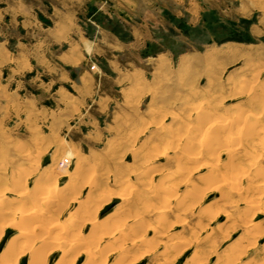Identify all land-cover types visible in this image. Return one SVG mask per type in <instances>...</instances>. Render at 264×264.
Returning a JSON list of instances; mask_svg holds the SVG:
<instances>
[{
	"label": "rangeland",
	"instance_id": "1",
	"mask_svg": "<svg viewBox=\"0 0 264 264\" xmlns=\"http://www.w3.org/2000/svg\"><path fill=\"white\" fill-rule=\"evenodd\" d=\"M137 1V6H145L143 0ZM198 1L199 6L189 0H158V6L166 7L161 24L152 23L151 36L134 44L136 37L132 35L131 24L137 21L116 15L117 4H127L125 0H0V164L4 163L7 169H0V195L5 192V205L15 197L9 176L16 171L20 173L21 168L29 171L33 162L23 158L28 151L32 157L35 154L31 160L40 162L37 174L32 173L35 175L25 182L28 188L37 182L38 176L49 174L55 175L58 189L68 188L76 172V162L83 161L82 166L95 168L97 162L104 167L98 171L103 177L100 188L104 185L103 190L106 187L110 191L98 210L96 207L97 220L108 227L117 225L129 219V205L120 206L115 196L121 188L112 182L120 172L126 174L130 168L140 167L137 165L141 164L140 157L134 151L157 138L153 135L156 127L151 110L172 112L178 108L173 104L180 97L199 101L193 95L221 101L223 105L218 112L222 114L230 111L241 114L246 100H254L256 95L254 101L264 106L261 103L264 101V85H261L264 84V0ZM110 14L114 15L112 19ZM106 26L122 32L116 34L105 29ZM119 41L125 45L121 46ZM258 103L252 110L261 106ZM261 122L260 134L251 143L234 149V156L232 152L222 154L220 162L213 164L214 171L226 170L231 165V156L235 162L247 165L249 152H261L264 117ZM117 140L124 143L121 145ZM257 161L264 166V159ZM201 162L186 164L191 169L192 184L197 191L201 190L197 210L171 209L166 221L170 222L166 224L170 230L167 236L156 226L155 214L150 210L156 199L148 202L144 215L149 226L146 240L133 243L135 235L127 229V234L119 236L120 245L113 242L120 247L118 251L129 255L125 256L126 264H185L198 248L197 244L209 251L204 248L206 253H202L205 264H224L229 251L242 252L238 264H264V210L250 211L254 225L248 231L253 235L247 239L249 243H242L244 246L240 243L242 239H237L245 230L238 217L223 218L225 211H231L248 194L251 180L239 178L238 187L243 190L239 198L235 185L224 187L211 181L209 161ZM78 180V186H84L74 195L80 201L90 198L88 178ZM204 208L210 213L202 215ZM6 231L0 256L11 236L17 234V229ZM88 232L85 236L91 238ZM193 233L200 235V241H193L188 251L178 254L169 249L172 239L190 240ZM104 248L94 250L93 254L99 256L110 251ZM119 256L103 259L107 264H115ZM86 257V253L82 254L74 264H86ZM56 258L58 254L47 264H54ZM28 261L29 255L19 264Z\"/></svg>",
	"mask_w": 264,
	"mask_h": 264
},
{
	"label": "bare ground",
	"instance_id": "2",
	"mask_svg": "<svg viewBox=\"0 0 264 264\" xmlns=\"http://www.w3.org/2000/svg\"><path fill=\"white\" fill-rule=\"evenodd\" d=\"M261 85L263 86L264 84ZM239 93L241 92L239 91ZM193 96L199 97V101L197 100V102H195L193 101L195 98L192 100L188 96V98L180 97L173 104L174 106H178V108L172 112L167 111V113L165 109L157 111L149 110L152 112V121L156 127L153 135L155 134L157 136V140H148L149 142L146 140L147 142H143L144 144L139 151L133 149V151H136H134V153L138 155L136 157H140L141 164L137 165L141 166L138 168L134 167V170L130 168L128 173L125 172L126 174L120 172L112 182V185H117L121 188L120 190L118 189V195L116 194L117 196H115L120 200V206L129 205V209H127L129 210V219L122 220L117 225L108 227L103 224L104 222H98L97 220L98 207L104 203L105 198L109 196L108 192H110L105 190L106 187L103 190L104 185L100 188L102 182L101 178L103 177L98 171L104 169L103 164H98L96 162V164H94L97 165L96 169L93 166H82L84 163L83 161L76 162V170L74 169L76 174H72L73 176L70 179L69 185H67L68 188H64L65 190L63 188V190L61 188L58 189L56 184L57 180H55L56 177H54L55 175L49 176L52 174L38 176L37 182L35 181L33 186L28 188L25 182L37 174L36 172L40 167V162L31 160L35 154L32 157V152H26L23 158H26L27 162L28 160L33 161L29 165V171L27 168L28 172L23 171L25 169L21 168L20 173H17L15 170L16 173L13 174V176L8 175L11 177V179L9 178L11 182L9 181L8 183L13 184L12 187L14 188L11 189L14 191V193L13 191L12 193L15 195L9 205H5V197L3 195L5 192L1 190L2 193H4L0 195L2 197H0V246L5 238L6 230L15 231V229H17V234L11 236L5 246L0 256V264H19V262L25 260L28 255V264H47L50 258L55 254H58V258H56L54 264H74L75 261L85 253L88 259H85L87 261L86 264H107L106 260H109L110 255L115 254L120 255L118 258L116 257L115 264H126L125 256L129 255L126 253V255H123L124 253L122 254V251L117 250L120 248L117 247V245L121 243L120 241L122 240L119 236L127 234L126 230L128 229V231L135 235V238L132 239V241H134L133 243L146 240L145 234L149 226L146 224L144 215L147 214H145V210L146 207H148V202H153L152 200L154 198L156 199V204H154L150 210L155 214L156 226H159L162 233L164 232L165 235L169 234L170 231L166 228V224L168 225L170 222L166 221L169 213L172 211L171 209L184 208L196 211L197 207L201 204L199 200L201 195L199 197L198 192H201V190L197 191V188L192 184L190 180L191 169L186 167V164H198L205 160L209 161L206 163L212 168L215 166L214 163L216 161L220 162L219 157L222 154L231 153L234 149H239L247 142H250V140L254 139L255 135L260 134L263 128H261V119L264 117V106L259 104L260 102L254 101L256 100V95L254 100L252 98L246 100V102L244 101L245 103L240 110L241 114L232 113L231 111L230 113L232 114H228L226 112L227 109L225 110L226 113L222 114L218 111L223 104L216 99L217 95L215 97L213 96L216 100L209 99L206 95ZM263 102L264 101L261 103ZM257 103L259 106L261 105L263 107L260 106L256 111L252 110L254 104L257 105ZM169 113H171L170 116ZM169 117L171 120H168ZM166 120L167 122L165 123ZM234 127H237V129H233ZM257 137L258 136H256V138ZM122 143L124 142L121 141V145ZM258 143L260 142L258 141ZM259 147L261 148V152L253 149H251L253 150L251 152L248 151L247 158H250V162L248 161L249 163H246L247 165H241L237 163V161L235 162L232 160L233 158L231 157L234 156L232 152V156L230 157L231 160H229L231 165L226 163L230 165L227 166V168L225 167L226 170H222L220 173H217V170L214 171L213 168L210 170L211 176L214 179L212 178V180H209H215L220 186L224 187L227 185H235L234 189L239 193L238 196L243 193L241 185V188L238 187L239 178L248 177L251 180L249 184L252 186L247 189L248 194L244 195L243 199L241 198L242 202L240 200V203L236 204V207L231 211H225V214L223 212L224 210H221L224 214L223 218L231 219L232 216L238 217L240 226L245 229L237 238L242 239L240 240L241 244H244V241H247V239L253 235L252 232L248 231L250 227L254 225L251 218H249L250 211L252 212V210L255 209V211L258 210V212H262L264 210V166L260 165V163L258 164L257 161V158L264 159V146L260 144ZM259 147L257 146V148ZM138 148L140 147L138 146ZM96 155L99 154L97 153ZM207 164L205 165L208 166ZM31 168L32 170L30 171ZM0 169L3 171L6 169L4 163L0 164ZM95 169L97 170L96 172ZM19 170L20 169H18V171ZM2 174L5 176L6 172H2ZM134 177L136 180H133ZM86 178H88L91 184H89L92 190L90 192L91 196L86 200L80 201L75 195L79 192L78 189L81 190L80 187L84 185L78 186V179ZM6 180L1 183H5ZM203 180H205L204 177ZM107 183L108 182H106V185ZM212 183L211 185L215 184ZM79 185H81V183ZM5 186L6 184H3V187ZM93 188L95 189L93 190ZM6 190L8 191L9 189ZM233 190L231 189L230 191ZM224 191H222L223 194L225 193ZM237 192L235 193L237 194ZM110 196H112V194ZM109 200L110 197L108 198V201ZM108 203H111V201ZM44 205H46L47 208H44ZM64 205L67 208H63ZM124 213L122 214L125 215ZM208 213L210 212L204 208L202 215ZM87 230H89L88 234H90L87 236H91V238L85 236ZM106 238L109 240L112 239V242L106 240ZM193 241H200V235L198 233H193L190 240L177 239L175 237L168 246H171L169 249L172 248L176 250L178 254H182L191 248ZM113 242L117 243V245L114 246ZM197 245L198 248H196L186 260L185 264H205L203 258L206 257L205 255L203 257L202 253H204L206 247H204V249L201 245ZM103 246L105 247L104 249H110V251L105 250L106 252H103L102 255L99 256H96L95 252L93 254L94 250L100 249ZM244 248L245 250L247 249L246 247ZM251 248L253 247L251 246L248 250ZM105 256L107 257L106 260L103 259ZM208 258H210V256H208L207 259ZM242 258V252L237 254L236 252L229 251V254H226V258L224 259V264H238Z\"/></svg>",
	"mask_w": 264,
	"mask_h": 264
},
{
	"label": "crops",
	"instance_id": "3",
	"mask_svg": "<svg viewBox=\"0 0 264 264\" xmlns=\"http://www.w3.org/2000/svg\"><path fill=\"white\" fill-rule=\"evenodd\" d=\"M175 2H181L182 0H173ZM127 4L119 3L117 4L118 11L116 12V15L118 17H126L128 19H134L137 21L136 24H131L132 29V35L136 37V41L134 44H137L141 42V40H144L146 36H151V25L152 23L160 25V19L163 18V12L166 7L158 6V0H143L144 7L137 6L138 1L137 0H125ZM189 2L195 6H199L198 0H189ZM129 4V6H128ZM123 5V7H122ZM143 10V11H141ZM189 10H192V8H189ZM139 12V13H138ZM110 19L114 17V15L110 14ZM109 29V31H112L116 34L121 33V30L114 29L113 27L106 26L105 29ZM115 30V31H114ZM111 32V33H112ZM114 37V34H113ZM121 44V42L119 41ZM125 45V44H121ZM118 46V45H117ZM116 46V47H117ZM123 48V47H120Z\"/></svg>",
	"mask_w": 264,
	"mask_h": 264
}]
</instances>
